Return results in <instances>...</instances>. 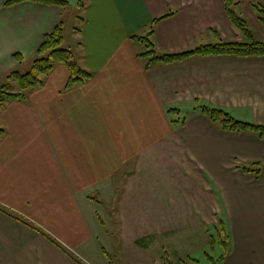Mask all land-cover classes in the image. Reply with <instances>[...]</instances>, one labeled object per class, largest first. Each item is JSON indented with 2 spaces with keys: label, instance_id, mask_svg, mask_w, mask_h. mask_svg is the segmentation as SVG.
I'll return each instance as SVG.
<instances>
[{
  "label": "crops",
  "instance_id": "1",
  "mask_svg": "<svg viewBox=\"0 0 264 264\" xmlns=\"http://www.w3.org/2000/svg\"><path fill=\"white\" fill-rule=\"evenodd\" d=\"M8 1L0 0V92L61 22L65 30L67 9ZM235 1L264 42L252 8L264 0ZM77 8L81 27L63 46L94 78L63 93L70 74L60 65L25 101L0 108V208L42 231L0 210V264H109L103 248L114 264H175L177 238L207 244L220 220L231 237L222 264H264V175L239 170L264 166V139L224 132L191 107L264 125V56L196 57L147 71L132 40L173 14L155 25L161 53L218 36L244 42L224 0H79ZM174 107L189 112L183 126L167 114Z\"/></svg>",
  "mask_w": 264,
  "mask_h": 264
},
{
  "label": "trees",
  "instance_id": "2",
  "mask_svg": "<svg viewBox=\"0 0 264 264\" xmlns=\"http://www.w3.org/2000/svg\"><path fill=\"white\" fill-rule=\"evenodd\" d=\"M24 2L59 6L63 9L67 8L69 5L67 0H9L6 3V6L13 7ZM224 3L230 21L241 32L244 37V42H229L222 39L217 34L218 41L215 44L201 45L197 48L180 53H161L153 41V36L155 34V25L173 16V14H167L153 22L147 35L132 37V40L141 48L139 57L145 61L146 70L150 71L155 67L183 62L196 57L220 55L238 57L264 56V42L256 39V36L250 29L248 21L237 10L241 3L235 0H224ZM252 8L264 28V4L253 2ZM213 32L216 34L215 31ZM64 34V24L61 22L52 33L46 36L45 42L40 47L36 58L32 61V68L29 72L22 74L18 71H12L6 75V84L1 88L0 108H3L11 102L25 101L29 92L44 87L47 77H49L54 69L60 65H64L70 74L68 82L63 89V93L69 92L79 86H83L94 78L91 72L84 69L77 62L73 52L63 46ZM15 57L21 59L19 56ZM195 105H191L192 110L194 109V111H199L201 114L205 115L216 127L224 132L251 133L264 139V125L238 120L227 111L214 108L205 103L196 102ZM167 114L175 127L183 126L189 117V112L178 107L168 109ZM5 135L6 131L0 129V140ZM239 170L243 173L253 174L256 178H260L264 175V166L261 162L250 163L248 166L240 167ZM0 210L35 231L42 232L37 226L33 225L24 217L16 215L5 208H0ZM208 233L213 251L218 246L222 249V254L216 261V263L222 264L229 256V248L231 244V237L226 223L223 220H220L218 225L213 227V231L210 229L208 230ZM139 244L141 245L143 243L139 242ZM58 246L64 252L68 251L61 244H58ZM103 253L109 264H114L113 258L104 248ZM209 259L215 261L213 258ZM179 262H177V264Z\"/></svg>",
  "mask_w": 264,
  "mask_h": 264
},
{
  "label": "rangeland",
  "instance_id": "3",
  "mask_svg": "<svg viewBox=\"0 0 264 264\" xmlns=\"http://www.w3.org/2000/svg\"><path fill=\"white\" fill-rule=\"evenodd\" d=\"M69 5L66 9V17H65V43L64 45H69V43L75 37V30L80 29L81 23L79 21L78 16V8L77 3L79 0H68ZM259 40V39H258ZM32 68L31 63L27 66L26 70H21L20 73L25 74L29 72ZM1 94V92H0ZM46 154H49L47 151ZM213 231V228L211 229ZM103 240V239H102ZM105 242V241H103ZM191 242H194L191 244ZM176 248H171V251H175L178 255L175 264L177 261H181L178 264H219L216 263L217 259L222 254V249L218 246L214 251L211 248L210 241L206 244L205 239L199 237L194 240L185 241L183 237H179L176 240ZM162 255H164L162 253ZM176 256L172 255V259ZM209 258H213L215 261L210 260Z\"/></svg>",
  "mask_w": 264,
  "mask_h": 264
}]
</instances>
